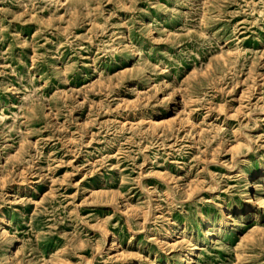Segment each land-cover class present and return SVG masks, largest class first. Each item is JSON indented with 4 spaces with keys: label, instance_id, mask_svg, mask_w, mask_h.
<instances>
[{
    "label": "rangeland",
    "instance_id": "374dc122",
    "mask_svg": "<svg viewBox=\"0 0 264 264\" xmlns=\"http://www.w3.org/2000/svg\"><path fill=\"white\" fill-rule=\"evenodd\" d=\"M130 262L264 264V0H0V264Z\"/></svg>",
    "mask_w": 264,
    "mask_h": 264
},
{
    "label": "bare ground",
    "instance_id": "6f19581e",
    "mask_svg": "<svg viewBox=\"0 0 264 264\" xmlns=\"http://www.w3.org/2000/svg\"><path fill=\"white\" fill-rule=\"evenodd\" d=\"M255 183H253L252 185H251V183H250V181L247 183V188H249L250 186L251 187H254L255 185H254ZM247 194V193H246ZM250 198V197H249ZM246 205L249 203V199H248V197H246ZM251 200V199H250ZM165 235H166V238H168V239H171V240H175V238H176V232H175V230H174V228L173 227H169L166 231H165ZM176 241V240H175ZM178 242V241H177ZM185 242H186V240H185ZM185 244H188V242L187 243H185ZM169 245V244H168ZM189 245V244H188ZM190 246V245H189ZM191 248V247H190ZM190 250L191 249H189V248H185V257L184 258H187V256H188V254L190 253ZM126 264H133V262H130V263H126Z\"/></svg>",
    "mask_w": 264,
    "mask_h": 264
}]
</instances>
